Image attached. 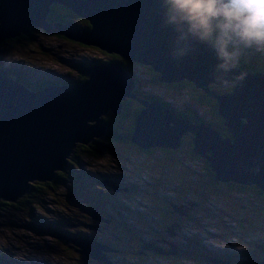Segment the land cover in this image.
<instances>
[{
  "label": "water",
  "instance_id": "water-1",
  "mask_svg": "<svg viewBox=\"0 0 264 264\" xmlns=\"http://www.w3.org/2000/svg\"><path fill=\"white\" fill-rule=\"evenodd\" d=\"M52 3L84 19L86 28L48 21ZM31 26L148 67L159 83L190 82L213 101L215 115L229 136L208 121L178 119L157 101L136 99V78L116 62L78 66V72L86 74L80 83H59L55 78L60 76H54L36 90L0 72V200L13 202L30 181L50 180L65 165L75 143L102 133L99 117L107 111L118 114L124 98L141 107L132 118L131 144L141 149H175L181 136L188 135L190 151L206 161L212 181L254 185L264 193V72L240 68L217 72L215 53L199 43L174 59L176 33L164 24L161 0H0V41L26 34ZM241 74L243 80L236 82ZM218 77L235 86L217 88L225 85ZM61 239L74 246L82 261L93 258L109 264L100 253L104 244L89 238ZM143 248L161 255L174 253L148 245Z\"/></svg>",
  "mask_w": 264,
  "mask_h": 264
},
{
  "label": "rangeland",
  "instance_id": "rangeland-1",
  "mask_svg": "<svg viewBox=\"0 0 264 264\" xmlns=\"http://www.w3.org/2000/svg\"><path fill=\"white\" fill-rule=\"evenodd\" d=\"M68 20L82 27L79 20ZM104 56L94 47L32 35L28 41L0 44V72L10 78L7 69H20L36 82L54 76H60L55 79L61 82L78 79L75 62L88 64ZM130 70L135 78L147 76L140 65L132 63ZM143 81L140 89L154 94L172 111L191 109L202 120L218 123L212 111L193 105L190 95L180 92L184 88ZM215 125L220 130V121ZM134 147L130 142L113 143L98 154H80V168L74 172L71 167V174L79 176L58 180L53 191L40 193L38 204L28 213L2 208L1 264H100L93 258L82 261L74 246L57 239L55 232L104 244L100 253L109 264L264 263V196L210 187L202 163L190 157L186 146L149 153ZM82 206L85 211L79 210ZM165 208L168 216L162 211ZM144 245L173 250L169 256L175 258H160L141 249Z\"/></svg>",
  "mask_w": 264,
  "mask_h": 264
},
{
  "label": "trees",
  "instance_id": "trees-1",
  "mask_svg": "<svg viewBox=\"0 0 264 264\" xmlns=\"http://www.w3.org/2000/svg\"><path fill=\"white\" fill-rule=\"evenodd\" d=\"M69 18H74L76 20H79L81 26L86 28V26H87L86 21L84 19L78 18L77 16L75 17L69 9L62 8L61 6H58L54 3L49 5V12L47 15L48 21H63V22L65 21L67 23H71L68 20ZM77 27H79V26H77ZM34 28L35 27H32V26L29 27L26 34H19V35L13 36V37L2 39L0 41V44L4 43V42L10 43V41H28L32 35H36L37 33H44L37 28H36L37 30H34ZM44 35H48V34L44 33ZM54 37H56L58 39H61V38L65 39L61 35H54ZM77 45L79 47L81 46L80 44H77ZM82 46H84V45H82ZM103 54L105 55L103 57V59H93L92 62H90V64L93 62H107V61L116 62L125 71H128V72L131 71L130 68L126 65V63L123 62V59L120 58L119 56L114 55V54H113V56L109 55V54H105V53H103ZM84 64H86V62H78V63H75L73 65L76 66L78 69V66H81ZM88 64H89V62H88ZM135 65H138V64H135ZM140 67L142 68L143 73L147 74V76L142 77V76L138 75V78H136V84L133 87V96L136 99L157 101L162 107L164 106V108H166L168 111H170L172 114H174L178 119H186V120H189L191 122H193V121L202 122L203 121L202 118H199L198 116H196V114L193 110L183 108V110H181V111H176V112L172 111L170 109V107L165 106V104H163V102H161L159 100V98L156 97L154 94H151V93L146 94L140 89L143 79H144L143 82L154 84L156 86L160 85V86H165L168 88H176L178 90L184 88V90L182 89V90H180V92L184 93V95H187V96L189 94L190 95L189 97H191V100L194 103L193 105L198 104L201 106H205L207 109L212 111V113L216 117V120L218 121V123L217 122H215V123L219 124V121L221 119L215 115V105H214L213 101H211V99H209L207 96H205L201 90L194 87L190 82L183 80V81L174 82L171 84H162L156 80L157 74L152 72L150 70V68L145 67V66H140ZM237 68H240V69H243V70H246L249 72H264V54L257 53L254 50L247 51L242 56ZM15 72L17 74L21 73V74L25 75L24 72L20 71V69H18V71H15ZM2 75H4V74H2ZM8 75H9V73H8ZM76 75H78V79L77 78L73 79L74 84H78L83 80V78H81L80 73L76 74ZM4 76H6V75H4ZM14 78H16V79H14ZM14 78L12 80L18 79V81H19V77H17L16 75H14ZM20 81H22V79H20ZM29 82L30 83L26 84L27 82L25 81V85L27 86V88H29L31 90H36L37 88L40 87V83L32 82V81H29ZM212 89L217 90L216 87H213ZM229 91H227V92H229ZM139 108H141L139 103L133 99L124 98V99L120 100V107H119L118 114L112 115L109 113L106 115L105 114L101 115L99 117L100 120H99L98 124L102 127V133H101L102 135L101 136H99V137L93 136V137L89 138V140H87L84 143H75V145L71 149L70 153L68 154V157L65 160V165L62 166L59 170L55 171V173L52 175L50 180H33V181H30L29 183L26 184V189L23 191L22 195L20 197H18L17 199H15L13 202H3L0 200V211L3 210L2 208L9 206L13 210L28 213L31 209H33L31 207L32 205L36 206L38 204V195L40 193H42L44 191H49V190L53 191L54 186H56V183L58 182V180H66L67 181L69 177L79 176L76 174H71V167L74 169V172H75V168L76 169L80 168L79 165L77 164V159H78L80 154H98L102 149L105 148V145L113 144V143H121V144L128 143L129 142L128 138L130 135L131 125H132V123H131L132 118H133L135 111ZM217 117L220 120H218ZM208 123L211 124L212 126H213V124L215 125V123L212 121H211V123L210 122H208ZM220 124L225 129V127L223 126V124L221 122H220ZM217 131L220 132L222 135L229 136V134L221 128H220V130H217ZM183 136L184 135H182L181 138ZM181 144H183V143L181 142ZM181 144L178 148H175V149L162 148V147H152V148H147V149H141V148L136 147L133 144L132 145L135 146L134 148H136V149H139L145 153H149L150 151H152L155 148H157L159 151H162V152L173 151L176 149H180V147H182V146H185L184 144L181 146ZM185 148L189 150V154H190L191 158L196 159L202 163L203 169L206 170V172L208 174L207 175L208 179H209L208 185L210 187L216 188L217 186L218 187L221 186V187L227 188V190H230V191H233L236 193H240V194H245V192L248 191L250 193L254 192V194H257L259 196H264V193L261 192V190H259L254 185H242V184H235L233 182L212 181L211 177H212L213 173L208 168L206 161L204 159H202L200 156H198L197 154H194L190 151L191 145H187ZM85 181H88V180H85ZM85 209H86L85 206H82L79 208V210H81V211H85ZM162 211L166 212L167 216H168V212H169L168 209L165 208V209H162ZM167 231H169V229ZM55 237L57 239H61V237H65V238L78 237V238H80L79 235H76V234L72 235L70 233H61V232H55ZM61 240L64 241L63 239H61ZM141 249L150 250V249H144L143 246L141 247ZM134 251H136V250H134ZM164 252H166V251H164ZM158 255H161V254H158ZM169 255H171V254H163V255L158 256V257L163 258V259L164 258L165 259L175 258V256H169ZM155 256H157V255H155ZM0 264H1V262H0Z\"/></svg>",
  "mask_w": 264,
  "mask_h": 264
},
{
  "label": "clouds",
  "instance_id": "clouds-1",
  "mask_svg": "<svg viewBox=\"0 0 264 264\" xmlns=\"http://www.w3.org/2000/svg\"><path fill=\"white\" fill-rule=\"evenodd\" d=\"M161 5L164 24L176 33L174 59L186 55L193 44H204L219 61L215 71L227 74L247 51L264 54V0H161ZM243 78L241 74L235 81Z\"/></svg>",
  "mask_w": 264,
  "mask_h": 264
},
{
  "label": "flooded vegetation",
  "instance_id": "flooded-vegetation-1",
  "mask_svg": "<svg viewBox=\"0 0 264 264\" xmlns=\"http://www.w3.org/2000/svg\"><path fill=\"white\" fill-rule=\"evenodd\" d=\"M62 8H64V7H62ZM66 9V8H65ZM48 15V14H47ZM75 16V15H74ZM76 17V16H75ZM48 20V19H47ZM34 30H37L36 28H34ZM42 34L44 35V33H37L36 35H38V37H40V36H42ZM50 36H54V35H50ZM67 40V39H66ZM102 52V51H101ZM109 55H112L113 56V54H109ZM78 62H80V61H78ZM78 62H75V63H78ZM92 62V61H91ZM123 62H125L126 63V65L129 67V68H131V66H132V62H129V61H126V60H124L123 59ZM27 67H32L31 66V64H28V63H24ZM90 64V63H89ZM134 64V63H133ZM85 65V64H84ZM0 68H1V62H0ZM8 70V73H9V76H10V78L11 79H13L14 78V75H16L17 77H19V81H20V79H22V81L21 82H23V83H25V81L27 82L26 84H28V80H27V78H29L32 82H36V81H34V79L32 78H30V76H27V75H23V74H21V73H19V74H17L15 71H12L11 70V68H9V69H7ZM29 73H33V71H29ZM79 74V73H78ZM85 77H86V74L84 75V74H81V78H83V80L85 79ZM14 79H16V78H14ZM18 80V79H17ZM57 82H59V83H72V84H74V82H73V80H68V79H64V80H62L61 82L60 81H57ZM37 83H40V86H42L43 84H48L49 82H47L46 80H38V82ZM145 93V92H144ZM146 94H148V93H146ZM176 111H178V110H175V112ZM108 112V111H107ZM106 112V113H107ZM105 113V114H106ZM110 113V112H109ZM111 114V113H110ZM218 118V117H217ZM219 119V118H218ZM220 120V119H219ZM220 122H221V120H220ZM221 129H223L224 130V128L222 127V125H221ZM181 142L185 145V146H187V145H191V140H190V136H187V135H184L182 138H181ZM183 144H181V145H183ZM203 159V158H202ZM72 235H74V234H72ZM81 239L83 238V237H80Z\"/></svg>",
  "mask_w": 264,
  "mask_h": 264
},
{
  "label": "bare ground",
  "instance_id": "bare-ground-1",
  "mask_svg": "<svg viewBox=\"0 0 264 264\" xmlns=\"http://www.w3.org/2000/svg\"><path fill=\"white\" fill-rule=\"evenodd\" d=\"M56 5H58V6H61V7H63L62 5H60V4H56ZM91 47V46H90ZM15 81V80H14ZM18 85H21V84H19L17 81H15ZM22 86V85H21ZM23 87V86H22ZM107 183V182H106ZM2 201V200H1ZM3 202H6V201H3ZM97 220H98V218H97ZM89 229V228H88ZM69 242V241H68ZM107 261V260H106ZM108 262V261H107ZM109 263V262H108Z\"/></svg>",
  "mask_w": 264,
  "mask_h": 264
}]
</instances>
